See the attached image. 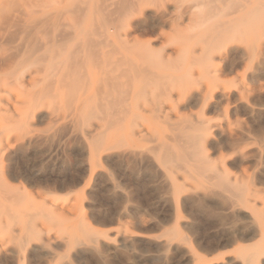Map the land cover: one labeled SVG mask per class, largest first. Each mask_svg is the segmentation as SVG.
Listing matches in <instances>:
<instances>
[{
    "label": "bare ground",
    "instance_id": "1",
    "mask_svg": "<svg viewBox=\"0 0 264 264\" xmlns=\"http://www.w3.org/2000/svg\"><path fill=\"white\" fill-rule=\"evenodd\" d=\"M207 2L208 8H202L209 9V14L201 10L205 15L171 19L137 18L142 6L131 4L135 32L160 27L156 33L163 39L159 50L150 44L135 47L131 62L112 59L110 55L117 50L112 47L114 51L103 52L99 38L97 42L87 39L82 46L77 42L68 50L73 36L61 35L59 30L58 35H46L40 42L36 23L25 20L29 13L7 19L2 24L7 30L0 27V130L7 129L2 122L14 128L50 120L44 110L47 101L68 104L76 143L69 150V171L82 161L95 166L104 154L108 160L139 164L155 171L174 197L187 192L200 205L210 207L219 220L216 244L204 256L185 247L187 239L159 243L160 250L172 248V260L177 258L179 264H264V0H229L226 12L218 10L223 0ZM19 28L21 32H15ZM110 43L109 47L115 46ZM144 53H152L154 61ZM78 155L83 158L80 162ZM20 199L14 203L19 204L17 209L25 208L23 202L18 203ZM59 200L45 207L43 229L33 222L28 231L19 230L18 238L51 242L53 230L73 222L81 208L84 211L83 203L80 208L73 201ZM4 213L8 223L11 213ZM84 246L78 255L86 253ZM159 258L168 259L165 254Z\"/></svg>",
    "mask_w": 264,
    "mask_h": 264
},
{
    "label": "rangeland",
    "instance_id": "2",
    "mask_svg": "<svg viewBox=\"0 0 264 264\" xmlns=\"http://www.w3.org/2000/svg\"><path fill=\"white\" fill-rule=\"evenodd\" d=\"M26 1H3L4 9L1 12L4 14L0 12L1 28H6L2 24H6L7 19L29 13L30 15L26 16L29 18L25 20H33L34 24L36 23L35 33L39 34L40 42L46 38V35L54 36L59 30L61 35H67L69 32L70 36H73L72 41L67 45L68 50L75 48L77 42H81L82 46L94 39L97 42L99 38L98 41L101 42L98 43L105 46V48L101 44L99 46L103 52L109 53V50L115 49L118 54L110 53L112 59L119 61V58H122L127 62L134 59L135 47L150 44L154 50H159L163 42L156 33L160 27L145 32H135L131 22L132 13L129 8L131 4H141L143 12L136 16L140 19L202 16L206 11V14H209V9H206L208 0L206 2L202 0L201 2H204L201 3L202 6L200 0H129V2L126 0V3L125 0ZM225 1L223 0V4L218 3V10L220 7L221 11H227L230 2ZM204 6L206 8H202ZM104 8L106 10H103ZM201 10L206 11L203 13ZM218 10L216 13L220 14ZM19 31L21 32L20 28L15 32L19 33ZM89 34L91 37L88 36ZM87 39L90 40L87 42ZM110 41L115 46L109 47ZM144 55L148 56V60L151 58L149 61H154L152 53H144ZM44 110L49 114L50 120L44 122L34 120L29 126L14 125V128H12L13 124L2 122L5 124L4 129L6 127L7 129L0 130V194L2 193L3 196L5 193V197L0 196V264H172L171 262L175 261L179 264L177 258L172 260L174 257L172 248L160 250L158 244L165 242L177 244L182 243L184 239L188 240L183 241L185 247L192 248L203 256L213 250L219 220L212 214L210 207H205L203 203L200 205L198 201L190 198L187 192L180 198L174 197L172 192L164 187L155 171L144 170L141 165L126 160H108L105 154L101 157L99 163H102L101 165L91 166L86 161H82L81 165L74 168L75 171H69L67 169L69 150L76 145L75 135L69 124L72 108L66 103L47 101ZM8 126H12V129ZM61 127L66 128L65 131ZM66 139L71 141L70 144ZM82 159L81 155L77 156L79 162ZM100 172H103V176L99 175ZM49 184L52 186L50 187ZM14 194L16 199L21 197L22 200L20 199L18 203L23 202L21 205H25V208L21 207L22 210L15 208L19 207V204L16 203L17 206H14L16 201ZM7 195L11 196L13 204L10 200V202L6 201L9 198ZM187 196L188 200H185ZM55 199L57 201L60 199L59 202L73 201L80 205V208L83 206L84 211L79 208L82 213L73 222L53 230L51 234L54 238L51 242L35 237L20 240L19 230L28 231L33 222L39 229H43L44 209L52 204L49 201ZM28 206L35 209L31 210ZM175 207H178V210ZM6 211L11 213L8 223L3 217ZM78 225L83 227L80 228L81 232L78 230ZM91 233L94 239L91 238ZM82 246L88 250L80 256L77 251ZM163 254L168 257L167 260L159 258ZM153 258L154 260H150Z\"/></svg>",
    "mask_w": 264,
    "mask_h": 264
}]
</instances>
